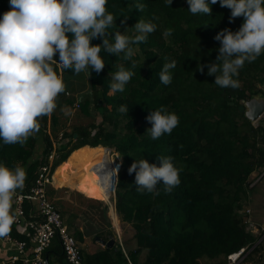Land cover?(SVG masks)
I'll list each match as a JSON object with an SVG mask.
<instances>
[{
    "label": "trees",
    "instance_id": "trees-1",
    "mask_svg": "<svg viewBox=\"0 0 264 264\" xmlns=\"http://www.w3.org/2000/svg\"><path fill=\"white\" fill-rule=\"evenodd\" d=\"M136 3H143L145 9L136 11ZM106 7L117 16L120 32L128 28L127 34L134 35L136 21L153 15L159 17L154 21L157 29L145 42L132 45L130 59L102 48L105 67L99 74L92 71L88 80L85 73L63 71L66 89L56 110L39 118V131L25 144L0 140V163L22 167L27 187L47 163L54 144L52 169L84 145L117 152L120 160L112 200L118 219L133 229L136 246L127 257L120 246L106 247L84 257V264H227L226 256L241 248L237 264H264V228L250 230L244 210L251 173L264 170V113L251 122L238 108L241 99L264 95V53L254 62H245L236 89L217 86L206 67L203 73L197 70L215 61L220 47L215 35L224 28L238 30L243 18L230 22V10L219 2L211 5V16L191 14L186 0H173L170 6L166 0H108ZM8 10L9 0H0V18ZM165 29H172L167 39L162 35ZM54 58L58 61V54ZM172 60L176 61L170 69L172 80L164 85L159 73ZM121 64L135 74L124 92L111 94V76ZM121 105L129 108L127 115L118 111ZM65 106L72 113L78 110L79 116H65L61 111ZM161 106L175 113L179 123L171 134L153 140L146 131L151 127L146 117ZM159 155L173 158L179 185L166 192L159 184V194L138 191L129 166L140 158L159 166ZM24 208L29 216V204ZM15 230L12 224L9 234L17 236ZM55 239L58 247L52 250L63 256Z\"/></svg>",
    "mask_w": 264,
    "mask_h": 264
},
{
    "label": "clouds",
    "instance_id": "clouds-1",
    "mask_svg": "<svg viewBox=\"0 0 264 264\" xmlns=\"http://www.w3.org/2000/svg\"><path fill=\"white\" fill-rule=\"evenodd\" d=\"M172 2L166 0L169 6ZM186 2L193 15L211 16V5L219 2L222 8L230 10V22L243 18L238 30L224 28L215 35L220 43L215 61L197 68L203 73L206 67L207 75L214 76V83L220 88H239L240 69L245 62H254L264 53V0ZM107 4L108 0H9V10L0 18V140L4 144H25L39 131V118L56 110L58 97L66 89L63 71L85 73L88 80L92 71L99 74L105 67L100 56L102 48L112 55L124 53L125 59H130L134 55L132 45L145 42L157 29L154 21L159 17L153 15L151 19L136 21L132 26L134 35L127 34L128 28L120 32L115 24L117 16L107 10ZM145 7L143 3L135 4L139 12ZM162 35L167 39L172 29H165ZM93 39L102 42L92 44ZM57 54L58 61L54 58ZM175 67V60L163 65L159 73L162 84L171 83L170 69ZM134 74L122 64L117 65L111 76V94L124 92ZM61 111L65 116L72 115L67 106ZM118 111L127 115L129 108L121 105ZM146 120L151 124L146 131L153 140L171 134L179 123L178 116L164 106L152 110ZM157 160L159 166L144 158L134 159L129 166L128 174H135L138 191L159 194V184L166 192L179 185V170L173 158L159 155ZM25 179L22 167L9 168L0 163V237L9 234L14 223L13 198Z\"/></svg>",
    "mask_w": 264,
    "mask_h": 264
},
{
    "label": "crops",
    "instance_id": "crops-1",
    "mask_svg": "<svg viewBox=\"0 0 264 264\" xmlns=\"http://www.w3.org/2000/svg\"><path fill=\"white\" fill-rule=\"evenodd\" d=\"M73 81L76 82V79ZM54 171L55 168L52 172V181L46 188L47 197L56 207L68 232L76 240L82 259L112 246H120L126 257L128 253L133 252L136 246L132 237L133 229L129 224L118 219L112 200L114 190H112L113 198H110L112 202L108 201L111 203L110 207L105 200L89 197L72 185L55 184L53 181ZM251 178L253 180L252 188L249 191V203L244 210L249 209L247 217L253 222L254 232H256L258 229L264 228V170L261 173L252 172ZM73 179L76 181L77 177H73ZM23 187L25 186L23 185ZM108 197H111V190ZM110 211L116 215L117 226L111 218ZM16 232L17 236L14 235L15 237H23L20 230ZM110 239L112 240L111 245L104 243ZM57 244L58 242L54 238L47 249L46 256L49 263L68 264L61 254L53 252L52 249L57 248ZM12 253L10 245L0 237V259L8 258ZM142 257L141 253L139 260ZM82 261L81 264H84ZM16 264L25 263L18 261Z\"/></svg>",
    "mask_w": 264,
    "mask_h": 264
},
{
    "label": "built area",
    "instance_id": "built-area-1",
    "mask_svg": "<svg viewBox=\"0 0 264 264\" xmlns=\"http://www.w3.org/2000/svg\"><path fill=\"white\" fill-rule=\"evenodd\" d=\"M54 147L55 144L47 155V163L39 167L35 180L29 186L18 189L14 195L13 226L20 230L23 237L18 238L10 234L2 237L10 245L13 253L8 258L0 259V264H16L18 261L25 264H50L45 252L54 238L58 239L62 255L68 264H81L82 258L77 242L68 232L59 212L46 193V188L52 181V162L56 156ZM26 203L30 207L29 216L25 214ZM108 204L111 207V203ZM245 212L249 214V209ZM246 221L247 227L254 231L255 227L249 217ZM243 250L244 248H241L237 252L228 254L227 264H237L241 260Z\"/></svg>",
    "mask_w": 264,
    "mask_h": 264
},
{
    "label": "bare ground",
    "instance_id": "bare-ground-1",
    "mask_svg": "<svg viewBox=\"0 0 264 264\" xmlns=\"http://www.w3.org/2000/svg\"><path fill=\"white\" fill-rule=\"evenodd\" d=\"M116 170L117 167L107 149L101 145H87L72 151L67 159L55 168L53 181L57 185H72L89 197L106 200L112 189ZM73 177L78 179L75 181ZM110 215L117 226L115 213L110 211Z\"/></svg>",
    "mask_w": 264,
    "mask_h": 264
},
{
    "label": "water",
    "instance_id": "water-1",
    "mask_svg": "<svg viewBox=\"0 0 264 264\" xmlns=\"http://www.w3.org/2000/svg\"><path fill=\"white\" fill-rule=\"evenodd\" d=\"M241 104L239 105V111L243 112L244 115L251 121L255 122L259 117H261L264 113V95L262 94H256L251 95L248 99L240 100ZM76 136V133L73 134V137ZM108 151L110 149L108 147H104ZM118 169V168H117ZM117 173V171H116ZM114 190V187H113ZM107 245L112 244V240H108L107 242H104Z\"/></svg>",
    "mask_w": 264,
    "mask_h": 264
},
{
    "label": "rangeland",
    "instance_id": "rangeland-1",
    "mask_svg": "<svg viewBox=\"0 0 264 264\" xmlns=\"http://www.w3.org/2000/svg\"><path fill=\"white\" fill-rule=\"evenodd\" d=\"M73 114V118L75 119V117L78 115V110L77 111H75L74 113H72ZM79 116V115H78ZM72 118V119H73ZM81 121L82 122H85L86 121V119H81ZM68 127V126H67ZM55 133V132H54ZM59 135L60 134H57L56 136H58L59 137ZM56 140H57V138H56ZM109 153L111 154L110 155V157H111V159H112V161L115 163V164H117V166H118V164H119V160H120V157H119V155L117 154V152H115V151H113V149H110V151H109ZM70 155V154H69ZM64 162V161H63ZM62 163V162H61ZM60 163V164H61ZM59 164V165H60ZM56 168V167H55ZM75 170H77V168H75ZM79 173H81V171H78ZM114 177V176H113ZM78 179V178H77ZM115 181V180H114ZM112 190H113V188L111 189V197L110 198H113V194H112ZM108 201H110V199H109V197L107 198V200H105V202L106 203H108ZM110 202H112V201H110ZM109 205V204H108ZM244 264H249V263H244ZM251 264V263H250Z\"/></svg>",
    "mask_w": 264,
    "mask_h": 264
}]
</instances>
